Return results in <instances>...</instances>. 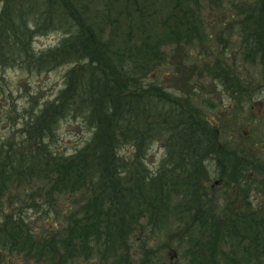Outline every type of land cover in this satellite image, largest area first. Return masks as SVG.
I'll list each match as a JSON object with an SVG mask.
<instances>
[{
    "label": "trees",
    "instance_id": "obj_1",
    "mask_svg": "<svg viewBox=\"0 0 264 264\" xmlns=\"http://www.w3.org/2000/svg\"><path fill=\"white\" fill-rule=\"evenodd\" d=\"M12 1L10 7L0 9V22L10 17L4 34H0V66L17 65L38 74L61 65L69 67L55 96L30 106H19L16 101L0 105V123L7 125L6 133L0 134V264L18 257H23L18 264L38 262V238L44 234L46 245L53 248L47 251L50 263L57 261L55 249L59 247L67 255L61 264L78 260L76 244L90 235L94 253L101 255L99 252L104 249L102 260L110 258L111 245L115 246L122 238L118 227L91 218L92 204H103L106 199L112 203L123 197L133 203V193L139 195V217H144L139 232L147 228L144 233L154 237L174 224L179 229L184 227L177 232V248L171 246L176 252L172 260H163L159 252L169 248L167 245L156 246L151 239L136 236L140 243L137 263L264 264V202L255 203L253 194L264 187L263 159L253 156L251 159L235 147L222 145L231 152L240 169L237 174L221 171L222 194H218L213 208L202 210L198 208L199 198L213 201L216 197L207 186L198 185L204 180L192 179L195 173L177 179L172 173L149 172L137 155L126 164L117 152L124 142L138 144L144 134L140 128L143 121L145 126H151L162 117L159 123L182 127L183 133L176 137L184 142L178 143L182 151L187 150L190 157L193 152L194 157L199 156V150L205 149L204 143L208 146L214 119L203 115L200 107L192 106L190 94L175 93L169 83L165 84L172 76L161 70L169 55L166 48L185 47L194 56L190 46L199 47L214 33L222 38L225 31L237 28L243 42L238 46L245 50L243 62H251L248 57L262 52L260 60L264 67V0H107L102 25L88 26L80 17L81 10L74 9L76 20L72 18L79 26L77 32L66 34L56 45L42 51L34 49L33 34L42 24L57 18L52 9L59 1L39 5H43L48 17H40L42 23L34 30L27 27L24 19L34 5L26 0ZM73 2L75 6L76 1ZM205 10L221 11L224 19L231 22L226 20L229 24L224 26L225 22L210 21ZM21 16L23 22H18L16 18ZM211 22L214 24L210 25ZM109 24L111 30L114 28L112 37L104 39L103 30ZM180 60L188 66V57ZM220 61L225 63L226 59ZM231 61L223 67L218 62L215 69H220L213 79L227 89L242 91L246 79L240 76V69L233 71L235 61ZM1 92L5 95L6 89ZM8 92L12 97V91ZM63 121H73L90 132L72 151L59 140L58 129ZM227 141L234 143L231 139ZM184 157L180 155L182 160ZM249 171L256 173L255 182ZM97 187H101L99 195L88 198ZM79 193L83 195L76 198ZM74 200L79 201V209L71 204L61 208L62 202ZM46 221L51 228H44ZM131 227L132 223L126 233ZM106 230L109 231L106 238H101ZM124 245L130 248L131 243L126 241ZM145 249L151 252L148 258ZM118 253L123 264L131 261L127 258L129 254L123 258L127 252Z\"/></svg>",
    "mask_w": 264,
    "mask_h": 264
},
{
    "label": "rangeland",
    "instance_id": "obj_2",
    "mask_svg": "<svg viewBox=\"0 0 264 264\" xmlns=\"http://www.w3.org/2000/svg\"><path fill=\"white\" fill-rule=\"evenodd\" d=\"M26 1L28 4L34 5V10L30 9L29 13L24 16V19L27 22V27L34 30L38 24L42 23L40 17H48V13L42 10L43 5H39L49 2V0ZM55 1L59 2L54 5L52 12L55 15L58 14L57 18H55L54 21L50 20L42 24L38 28V31L33 34L32 45L36 51L47 50L56 45L66 34L69 36L77 32L79 26L73 22V14L76 15L74 9L81 10L80 17L85 20L88 26L98 27L103 24L101 18L102 15H106L107 0H54L51 3ZM73 1H76L75 6ZM12 2L14 1L0 0V9L5 6L10 7ZM205 11L210 21L216 23L225 22L224 26H227V23L231 22V20H227V18L224 19L222 15L223 12L221 11H216L220 13L209 12L210 10ZM230 11L231 9L227 13ZM6 14L4 18H6ZM22 17L23 16L19 19L16 18V20L18 22H23ZM122 17L123 15H120V19H122ZM8 19H10L9 16H7L3 22H0L1 35L4 34L6 30ZM226 20L228 22H226ZM213 24L212 22L210 23V25ZM228 30L229 31H225L222 34V38L219 37V34L214 33L215 36L207 43L199 47L194 45L190 46V50L193 52L192 54H194V56L189 55V50L185 47H183L184 49L177 46L166 48L169 55L165 59L166 64H161L163 67L161 70H166L169 76L172 74L170 81H166L165 84L169 83L170 89H173L175 93L190 94L192 106L200 107L203 115L214 119V122L209 128L210 137L208 138V146L204 143L205 149L202 148L199 150V156L194 157L195 152H193L190 157V154H187V150L182 151V145H178V143L184 144V142L176 138L177 134L183 133V130H181L182 127L177 128L179 127L178 124L172 123L169 125L168 122L166 124H161L159 121H161L162 117H158L155 123H151V126H145V121H143L144 125L140 128H142L144 134L138 139V144L132 141L124 142L119 151H117L119 152L121 160L126 164L132 162L134 156L137 155L141 158L140 160H142L145 170L149 172H160L165 175L167 173H172L177 179L182 178L185 174L191 172L192 174L195 173V175H192V179L204 180L199 181V183L207 186L210 193L214 192V197H216L213 201H209L206 198H199L197 200L198 208H202V206L205 208L211 206L210 208H213L214 204H216L218 194L221 195L223 191V179L220 177L221 171H229L230 173L237 174L240 169V164L234 162L231 152L223 149L222 145L228 148L229 146L232 148L235 147L239 149L243 156H247L251 159L254 157L255 159L260 158L259 160H264V152L261 151L264 149V67L260 60L262 52L254 54V56H252L254 59L248 57L251 59V62H243L242 57L245 54V50L241 46H238L239 43H243L241 41V32L237 28L233 30V32L230 29ZM113 31L114 28L111 30L110 24L107 25L106 29L103 30L102 37L104 39L112 37L111 32ZM185 49H187L186 55L183 54ZM196 55H200V58L196 57ZM187 57L189 59L187 63L189 67L184 65L180 60V58ZM174 58V67H172L171 61ZM225 59L227 65L232 63L231 60H234L235 65L233 71L237 72L238 69H240L241 72L238 73L240 76L245 77L246 83L244 82L242 87L246 88L242 91L236 92L227 89L221 85L218 80L213 79L214 74L220 69V67L215 69L218 62H220L223 67L225 63L220 60ZM68 67L69 65H61L48 72L38 74L36 71H31L32 73H30V70L26 67L18 68L17 65L8 66L6 68L0 66V105H10L12 101H16L19 106L23 104L30 106L36 104L38 100L41 102L43 99L55 96L57 90L62 86V77ZM163 78H166L165 74H163ZM185 81H187V83H184ZM248 86L250 87L248 88ZM2 89H6L5 95L3 96L1 95ZM9 89L12 91V97H9ZM164 115L168 116L169 112H164ZM216 125L220 127L218 130L216 129ZM5 126L7 125H5L4 122L0 123V134L6 133L5 131L7 130L4 129ZM58 133L60 142L68 151H72L89 137L90 132L84 126L79 127L74 124L73 121H63L59 126ZM195 135H197L196 138L199 139L198 131ZM227 139L233 140L234 143L228 144ZM132 149H134V151ZM258 149L261 150L259 151ZM182 152L185 154H182ZM232 154L237 158L236 154ZM180 155L185 156L183 160L180 158ZM185 162H187V164H185ZM172 164H178L180 166L172 167ZM248 174L250 179L255 182L256 173L249 171ZM213 182L215 185L212 190L210 185ZM100 191L101 187L90 192L87 197L93 199L95 195H99ZM262 191H264V187H259L258 190L253 192L255 195V203L264 202ZM81 195H83V193H79V196L76 194L75 196L76 198H80ZM133 197V203H129L128 199L123 197L122 199L114 200L112 203L106 199V202L103 204L100 202L92 204V206L94 205V214H92L91 218L93 220L97 218L106 220L110 225L118 227V232L122 239L117 242L115 246L111 245L110 249L112 252L110 258L107 257L106 260H102L103 256L105 257V254H102V252L105 251L104 249H101L99 252L101 256L96 255L92 247H90L94 246L92 235L85 240L79 239V243L76 244L79 248L78 260H75L77 264H92V260L95 264H113L111 261H113L114 264H123V261H119V251L124 253L127 252L123 255V258L129 254L127 257L128 259L137 261L140 255V249L138 248L140 243L136 236L141 235H143L144 238L151 239L156 243V246L167 245L171 253L173 252L171 246L177 248V232L179 230L183 231L184 227L181 226V229H179V227L174 224L167 229H161L156 233L159 236L154 237L144 233L147 228H143V231L139 232V226L144 223V217H139V209L137 207V205L141 203L139 195L133 193ZM78 202V200L62 202L61 208H67L71 204L72 207L76 205V208L79 209L80 205ZM183 205L186 208V203ZM187 206H190V203H188ZM215 207L217 206L215 205ZM192 208H194V206ZM81 216H79V218ZM195 217L204 220V218H202L203 216L196 215ZM43 220L42 218V221ZM59 223L60 225L63 224V220L60 219ZM130 223H132L131 230L129 233H126ZM91 224L93 225V222H91ZM43 226L44 228L52 227L48 225L47 221L44 222ZM174 228L177 229L175 230ZM108 233V230L104 231L101 234V238H106ZM168 233H170V236ZM126 241L127 243H131L130 248H126L127 246L124 245ZM120 246H122L121 250ZM142 250L144 249L142 248L141 251ZM174 258L175 253H172V259ZM21 259H23V257ZM21 259L19 257L18 259H11V263L9 261V264H18ZM26 263L27 262H25V264ZM132 264L142 263L132 262Z\"/></svg>",
    "mask_w": 264,
    "mask_h": 264
},
{
    "label": "flooded vegetation",
    "instance_id": "obj_3",
    "mask_svg": "<svg viewBox=\"0 0 264 264\" xmlns=\"http://www.w3.org/2000/svg\"><path fill=\"white\" fill-rule=\"evenodd\" d=\"M198 185H202V184H198ZM211 188H213L212 186H211ZM202 210H207V208H205V207H203V208H201ZM45 236H46V234H44L41 238H38L39 239V241H40V249H39V261L38 262H36V261H29L28 262V264H61L62 262V259H66L67 260V255H65L64 256V251H63V249H62V247H59L58 248V250H56L55 249V253H57V256L54 258V259H56L57 261H55V262H53V263H50L49 261H48V259H51V258H49L48 257V255H47V251H48V249H53L52 247H48L47 245H46V238H45ZM145 252H146V257L148 258L149 257V255L151 254V252L150 251H147L146 249H145ZM162 255H161V257L163 258V260H165V258H168L169 260H172V253H171V251H170V249L169 248H166V250H161V251H159ZM175 258H176V255H175ZM7 261V264H9V261H10V263H11V259L10 260H6ZM132 262L133 263H137L136 261H134L133 259H132V261L131 262H128V263H126V264H132ZM92 264H95L94 263V261L92 260V262H91ZM2 264H4V262L2 263ZM66 264H77V262L76 261H72V262H68L67 261V263ZM145 264V263H144ZM146 264H148V263H146Z\"/></svg>",
    "mask_w": 264,
    "mask_h": 264
}]
</instances>
